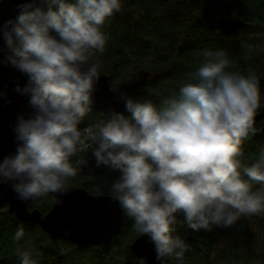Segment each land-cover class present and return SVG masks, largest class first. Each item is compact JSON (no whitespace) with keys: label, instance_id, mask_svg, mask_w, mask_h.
I'll return each instance as SVG.
<instances>
[{"label":"clouds","instance_id":"9594fccd","mask_svg":"<svg viewBox=\"0 0 264 264\" xmlns=\"http://www.w3.org/2000/svg\"><path fill=\"white\" fill-rule=\"evenodd\" d=\"M121 9L122 0H24L17 16L0 25L9 53L0 63L27 77L15 91L34 110L28 119L17 117V147L0 159V184L10 183L20 201L54 194L61 204L57 197L89 163L81 153L90 152L97 168L120 173L113 198L134 231L154 245L156 259L182 261L190 246L173 235L177 214L191 229L208 230L264 213V187L254 190L264 186V151L251 165L241 159L243 141L256 134L260 81L255 72L231 71L225 50L205 49L178 98L157 108L123 95L130 117L112 112L81 128L100 79L89 61L105 52L103 29ZM24 236L19 228L13 239ZM16 252L20 264H38L30 246Z\"/></svg>","mask_w":264,"mask_h":264},{"label":"trees","instance_id":"16d2710c","mask_svg":"<svg viewBox=\"0 0 264 264\" xmlns=\"http://www.w3.org/2000/svg\"><path fill=\"white\" fill-rule=\"evenodd\" d=\"M222 19H239L245 26L224 37L218 28ZM103 31L109 37L105 52L97 53L88 66L96 64L120 98L127 95L141 103L151 100L159 108L163 101L178 98L188 74L202 63L201 52L222 49L234 62L231 71L243 75L255 72L261 80L260 109L264 107V0H122L121 11ZM16 72L7 63L3 81ZM111 113L109 109L92 110L80 127L106 121ZM123 115L130 117V113ZM262 123L255 124L256 134L243 141L241 159L246 165L254 163L264 151V139L259 135ZM81 156L89 161L88 170H81L69 184L91 195H112L111 185L120 173L113 174L103 166L97 168L90 152ZM76 159L72 158L74 166ZM261 187L254 184V190ZM52 204L53 196L49 194L28 207L44 215ZM122 213L120 235L98 247H78L72 242L52 240L39 226L16 220L8 213L7 205H2L0 264H20L18 246L24 250L30 246L38 264H140L130 248L139 234L132 227V219ZM176 219L173 235L180 236L190 249L182 261L166 258L167 264H264V213L242 216L229 227L210 224L208 230L191 229L182 214ZM19 228L24 229L25 236L16 242L13 237Z\"/></svg>","mask_w":264,"mask_h":264},{"label":"water","instance_id":"95a60500","mask_svg":"<svg viewBox=\"0 0 264 264\" xmlns=\"http://www.w3.org/2000/svg\"><path fill=\"white\" fill-rule=\"evenodd\" d=\"M24 0L0 1V25L8 19H14L18 14V4ZM245 26L239 19H222L218 28L224 37L234 34ZM9 55L0 38V61H6ZM7 63H0V159L15 153L17 142L14 128L17 117L23 115L28 119L33 113L28 101L29 97L15 91L17 85L22 89L27 83V77L19 71L11 74L4 82ZM100 73L93 94L92 110L101 111L108 107L112 112L126 114L121 98L109 87L108 76ZM260 83L261 80L259 79ZM264 120V107L258 111L256 123ZM264 138V127L260 130ZM84 166L82 170H88ZM113 174V171L107 168ZM54 194H52L53 196ZM61 204L53 202L50 211L42 215L37 209H29L33 201H20L11 189L10 183L0 184V206L7 205L8 213L16 220L39 226L52 240L72 242L78 247H98L106 243L111 237L118 236L123 229V213L117 200L112 195H91L85 189L70 185V191L58 196ZM131 251L144 264H167L164 260H157L154 245L147 236L139 235L131 243Z\"/></svg>","mask_w":264,"mask_h":264},{"label":"flooded vegetation","instance_id":"af4514ba","mask_svg":"<svg viewBox=\"0 0 264 264\" xmlns=\"http://www.w3.org/2000/svg\"><path fill=\"white\" fill-rule=\"evenodd\" d=\"M106 109H108V108H106ZM106 109H105V110H106ZM109 110H110V109H109ZM263 121H264V120H263ZM258 124H259V123H258ZM262 125H263V126H262ZM261 126L264 127V123H262ZM262 127H261V128H262ZM261 128L259 129V133H260ZM259 135H260V134H259ZM260 137H261V136H260ZM263 139H264V138H263Z\"/></svg>","mask_w":264,"mask_h":264},{"label":"rangeland","instance_id":"374dc122","mask_svg":"<svg viewBox=\"0 0 264 264\" xmlns=\"http://www.w3.org/2000/svg\"><path fill=\"white\" fill-rule=\"evenodd\" d=\"M232 35V34H231ZM108 108V107H105V109ZM104 110V109H103Z\"/></svg>","mask_w":264,"mask_h":264}]
</instances>
